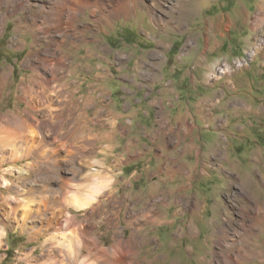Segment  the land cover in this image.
Segmentation results:
<instances>
[{
	"label": "rangeland",
	"instance_id": "374dc122",
	"mask_svg": "<svg viewBox=\"0 0 264 264\" xmlns=\"http://www.w3.org/2000/svg\"><path fill=\"white\" fill-rule=\"evenodd\" d=\"M89 1L0 0V264H221L264 198V0Z\"/></svg>",
	"mask_w": 264,
	"mask_h": 264
},
{
	"label": "bare ground",
	"instance_id": "6f19581e",
	"mask_svg": "<svg viewBox=\"0 0 264 264\" xmlns=\"http://www.w3.org/2000/svg\"><path fill=\"white\" fill-rule=\"evenodd\" d=\"M43 1L44 2L41 4L40 11H41L42 14H44V16H45L46 13L50 14L51 12H56L55 11V9H56L55 5H57L56 3H58V2L61 3V6H60L61 7V10H60V13L59 14H60V17L63 19V21H62L61 28L58 30L60 32L68 31V29H69V26H68L67 21H66L67 12H69L67 19L70 21L72 19L71 18L72 15L73 14H76V13H79L78 11L81 10V8L93 7V6L94 7L100 6V3L99 2H93V1H89V0H55L54 3H52V2L49 3L48 0H47L48 2L46 0H43ZM27 2H29V1H27ZM135 2H137V1H135ZM22 4H23V2H19L18 6H22ZM0 7H1V5H0ZM147 8H148V6H147ZM48 14L45 16L46 18L44 17L45 19L43 20V22L39 26L36 25V26L40 27L42 30H45L46 29V26H48V24H49L48 23V18H47V16H49ZM50 18H51V16H50ZM6 20H7L6 19V16L3 19H1L0 20V26L3 25V23ZM66 33H68V32H66ZM55 41L58 43L59 46H61L62 43H63L62 41L58 40L57 38H56ZM51 62H53V65L54 66L55 65H59V66H62L63 68L65 67V68H74V69H76L75 68L76 65H74L72 63H67V59L64 58V57L56 58V60H52ZM222 71H224V70H222ZM73 106H69V110L71 108H74ZM48 115H49V117L52 116V110H49L48 111ZM82 127L83 126L79 122V125L75 129V131H72L73 134H76V136H77V134H81ZM41 130H43V129H41ZM43 131H45V130H43ZM72 132H71V134H72ZM25 134L23 135L24 136V138H23L24 139V144H29L30 142H28V138L26 136L27 134L26 135ZM16 135L17 134H15V136ZM29 137H30V135H29ZM14 139L16 140V138H14ZM45 139H46V137H45ZM40 140H41V138L39 139V141ZM27 172L28 171L25 170L23 173H27ZM262 185H260L259 187H260V190H262L263 193H264V183ZM95 198H96V195L94 197V194H93V196L92 195L91 196L89 195V197L77 198V199H75V206L77 207V209H87L88 207H90L93 204ZM228 208L231 209L230 207H228ZM240 215H241L240 225H238V227L235 228V231L232 233V235H231V233H229V228L226 227V226H220L218 228V231L216 232L217 238H218V236L224 238L225 239V243H226V246H223V250H221V252H218L217 253L221 257V262H222L221 264H227V260L228 259L231 260L233 264H243L244 261L248 258V254L252 255V254L255 253V251L253 250V248L251 247V245L248 244V241L252 240L254 243L257 242L258 239H260V235L264 231V198H261V197L259 198L258 197L256 201L246 200L245 203H244V205H242L241 208H240ZM247 219L249 221H247ZM157 220H159V218ZM194 231H195L194 227H190V233L191 234H194ZM221 241L222 240L219 239V243L222 245V242ZM229 250H232L233 252H234V250L237 251L236 252V258H233V257L228 258L229 256L228 257L226 256V252L229 251ZM121 253H122V250H119L117 248L116 249V255L118 254L120 256ZM92 254H93V256L98 255V253H94V252H92ZM258 256H260V255H258ZM106 262H107V264H124L123 263L124 261L122 259L116 257V256H111L110 257V260L109 261H106ZM102 263H103V261L101 260V264Z\"/></svg>",
	"mask_w": 264,
	"mask_h": 264
},
{
	"label": "crops",
	"instance_id": "0c3cea01",
	"mask_svg": "<svg viewBox=\"0 0 264 264\" xmlns=\"http://www.w3.org/2000/svg\"><path fill=\"white\" fill-rule=\"evenodd\" d=\"M176 133H177V132H176ZM68 200H69V203H68V204H69L70 206L74 207L75 210H79V209H77L76 206H74V204L72 203V201H73V197L69 198ZM68 204H67V205H68ZM67 205H66V206H67ZM69 205H68V206H69ZM72 221H73V220H72ZM72 221H71V222H72ZM29 235H30V234H29ZM28 238L31 239L32 241H35V239H37V238L34 237V236H29ZM2 256L4 257V254H2ZM3 257H2V259H3ZM29 257L32 258V253L29 255ZM4 258H5V257H4ZM3 260H4V259H3Z\"/></svg>",
	"mask_w": 264,
	"mask_h": 264
}]
</instances>
